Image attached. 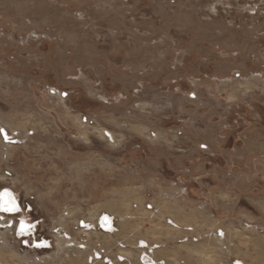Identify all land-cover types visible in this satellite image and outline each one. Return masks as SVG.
<instances>
[{"label": "rangeland", "instance_id": "rangeland-1", "mask_svg": "<svg viewBox=\"0 0 264 264\" xmlns=\"http://www.w3.org/2000/svg\"><path fill=\"white\" fill-rule=\"evenodd\" d=\"M0 264H264V0H0Z\"/></svg>", "mask_w": 264, "mask_h": 264}, {"label": "built area", "instance_id": "built-area-1", "mask_svg": "<svg viewBox=\"0 0 264 264\" xmlns=\"http://www.w3.org/2000/svg\"><path fill=\"white\" fill-rule=\"evenodd\" d=\"M179 134H181V132H179ZM199 147L202 149H206L207 145L206 144H200ZM148 208H151V206H148ZM1 218H3V221L7 222V226L9 227V229L15 228V231L18 234L23 233V230H25L27 228V227L26 228L24 227L26 223H24L23 221H21L19 219H18V221L15 222L14 219L11 218L7 212L4 213V216H1ZM106 222H108V220Z\"/></svg>", "mask_w": 264, "mask_h": 264}, {"label": "snow or ice", "instance_id": "snow-or-ice-1", "mask_svg": "<svg viewBox=\"0 0 264 264\" xmlns=\"http://www.w3.org/2000/svg\"><path fill=\"white\" fill-rule=\"evenodd\" d=\"M5 195H7V193H5ZM3 210L7 212V211H15L16 209L14 207L11 208L5 207Z\"/></svg>", "mask_w": 264, "mask_h": 264}, {"label": "bare ground", "instance_id": "bare-ground-1", "mask_svg": "<svg viewBox=\"0 0 264 264\" xmlns=\"http://www.w3.org/2000/svg\"><path fill=\"white\" fill-rule=\"evenodd\" d=\"M106 133V135L108 136V137H110V139H112V137H111V134L110 133H107V132H105Z\"/></svg>", "mask_w": 264, "mask_h": 264}]
</instances>
